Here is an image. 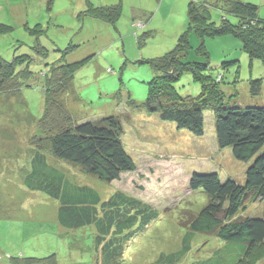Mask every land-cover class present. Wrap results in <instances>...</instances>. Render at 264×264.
Listing matches in <instances>:
<instances>
[{"label": "rangeland", "instance_id": "rangeland-1", "mask_svg": "<svg viewBox=\"0 0 264 264\" xmlns=\"http://www.w3.org/2000/svg\"><path fill=\"white\" fill-rule=\"evenodd\" d=\"M195 1L214 5L209 6V12L215 22H219L222 12L227 10L223 0ZM243 1L259 5L260 17H264V0ZM188 2L0 0V24L5 26L0 32V56L11 61L14 56L28 55L29 69L33 73L21 89L0 92V247L6 248L8 255L44 258L55 253L57 264H100L98 255L91 249L90 258H86L88 254L79 255L77 251L84 248L83 241L70 248L69 240L78 232L59 224L58 202L23 184L22 175L37 147L47 162L60 169L70 182L91 186L102 200L121 191L149 204L162 218L166 215L165 220L153 224V228H147L145 234L129 244L123 257L125 264H148L160 251L169 252L179 247L182 232L174 225L178 218L171 210L188 214L187 210L179 211L178 206L183 203L187 208L195 207L189 186L193 173L213 171L223 177L225 172H230L237 178L242 177V164L231 159L226 150L219 151L216 147L211 113L205 112L206 133L198 138L138 110V105L132 107L127 103L128 97L137 104L145 100L152 70L140 61L163 55L174 47L187 24ZM85 4H119L120 17L114 24L92 18L84 12ZM137 21L143 25L139 26ZM223 37L229 40L222 41V37L206 40L211 65L218 66L228 53L238 58L239 68L237 75L227 72L221 85L230 94H238L235 99L241 106H264V62L255 60L249 68L247 55L230 39L236 43L238 40ZM190 40L197 44L193 34ZM68 47L64 55L67 61L90 56L75 71L74 88L66 96L73 115L81 120L120 116L122 141L135 162L134 170L122 173L110 183L53 157L46 143L39 140L45 135L38 128L43 102L40 72L46 70L45 64L58 61ZM254 76L263 79V86L261 93L252 97L247 79ZM177 86L182 95L196 94L199 88L189 74H184ZM246 208L249 215L264 214V200H247ZM218 247L212 236L194 235L190 250L176 264H188L209 256ZM243 264H264V247L256 246Z\"/></svg>", "mask_w": 264, "mask_h": 264}, {"label": "trees", "instance_id": "trees-1", "mask_svg": "<svg viewBox=\"0 0 264 264\" xmlns=\"http://www.w3.org/2000/svg\"><path fill=\"white\" fill-rule=\"evenodd\" d=\"M222 4L227 10L215 22L209 12L213 4L189 0L187 24L174 47L163 55L140 61L152 70L145 100L137 104L128 97L127 103L132 107L138 105V110L198 138L206 133L205 112L211 113L217 149L226 150L231 159L242 164L243 175L237 178L230 172H225L223 177L213 171L193 173L189 186L195 207L187 208L183 203L178 206L179 211L184 209L188 214L171 210L178 218L174 225L182 232L179 247L160 251L148 264H176L190 250V242L197 234L212 236L219 247L209 256L188 264H243L256 246L264 247V214L249 215L246 208L247 200H264V106H241L235 99L238 94L225 90L221 85L224 75L229 71L238 74V58L227 53L218 66L211 65L206 46L208 39L222 37V41H227L223 36H230L238 40L236 43L230 39L247 55L249 68L255 60L264 62V17H260L259 5L252 2L223 0ZM85 7L84 12L92 18L109 24L120 17L119 4H85ZM4 27L0 24V32ZM190 34L197 39L196 45L191 43ZM68 49L58 61L45 64L46 70L40 72L43 102L38 128L45 135L39 140L46 143L53 157L110 183L122 173L135 169V162L122 141V120L117 115L75 118L66 96L74 88L75 71L90 56L67 61L64 55ZM30 61L24 54L14 56L11 61L0 56V92L27 85L33 76ZM184 74H189L198 84L196 94L182 95L178 91L177 83ZM247 86L250 96H258L263 79L248 78ZM22 179L27 189L42 192L58 202L57 221L78 232L70 238V248L83 241L86 249L81 247L77 251L79 255L88 254L86 258H90L94 252L100 264H125L123 257L129 244L145 234L147 228L166 219V215L162 218L149 204L121 191L102 200L91 186L70 182L60 169L47 162L39 147L32 154ZM4 259L11 264H57L55 253L44 258L0 254V262Z\"/></svg>", "mask_w": 264, "mask_h": 264}, {"label": "crops", "instance_id": "crops-1", "mask_svg": "<svg viewBox=\"0 0 264 264\" xmlns=\"http://www.w3.org/2000/svg\"><path fill=\"white\" fill-rule=\"evenodd\" d=\"M2 212H4V211H2ZM6 217H8V215ZM5 219H8V218H5ZM7 253H8V250L6 248L0 247V254L8 255ZM0 264H11V263L4 259V261L0 262Z\"/></svg>", "mask_w": 264, "mask_h": 264}, {"label": "built area", "instance_id": "built-area-1", "mask_svg": "<svg viewBox=\"0 0 264 264\" xmlns=\"http://www.w3.org/2000/svg\"><path fill=\"white\" fill-rule=\"evenodd\" d=\"M137 24H138L139 26L143 25V23H141L140 21H137Z\"/></svg>", "mask_w": 264, "mask_h": 264}, {"label": "bare ground", "instance_id": "bare-ground-1", "mask_svg": "<svg viewBox=\"0 0 264 264\" xmlns=\"http://www.w3.org/2000/svg\"><path fill=\"white\" fill-rule=\"evenodd\" d=\"M85 7V6H84ZM74 42V41H73ZM257 57V56H256ZM257 59V58H256ZM185 212V211H184Z\"/></svg>", "mask_w": 264, "mask_h": 264}]
</instances>
